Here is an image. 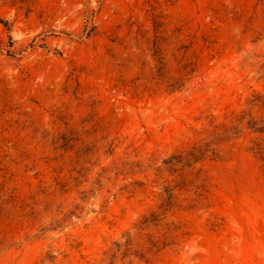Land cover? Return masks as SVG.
Segmentation results:
<instances>
[{"label":"rangeland","instance_id":"1","mask_svg":"<svg viewBox=\"0 0 264 264\" xmlns=\"http://www.w3.org/2000/svg\"><path fill=\"white\" fill-rule=\"evenodd\" d=\"M0 264H264V0H0Z\"/></svg>","mask_w":264,"mask_h":264}]
</instances>
